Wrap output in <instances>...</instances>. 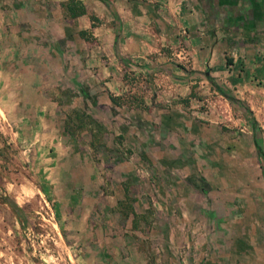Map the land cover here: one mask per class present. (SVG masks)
I'll return each instance as SVG.
<instances>
[{
	"label": "rangeland",
	"instance_id": "obj_1",
	"mask_svg": "<svg viewBox=\"0 0 264 264\" xmlns=\"http://www.w3.org/2000/svg\"><path fill=\"white\" fill-rule=\"evenodd\" d=\"M242 1L226 4L224 15L204 16L224 34L239 33L247 26L234 11L245 12ZM51 5L0 0V20L12 23L15 43L8 57L24 75L12 78L23 87V112L32 99L44 106L59 142L33 143L6 116L14 93H0V264H204L207 249V264H264V162L257 153V143L264 152V79L249 92L250 105L241 100L247 110L193 61L194 31L179 14L170 15L171 39L149 59L116 64L97 52L91 31L77 30L79 16L92 27L104 18L81 0L44 13ZM45 21L66 30L50 35ZM255 26L264 38V24ZM22 30L35 34L34 45ZM71 42L80 51L75 63L67 59ZM231 48L223 47L227 61ZM156 64L165 69L147 68ZM102 65L114 73L103 76ZM59 153L62 175L52 169Z\"/></svg>",
	"mask_w": 264,
	"mask_h": 264
},
{
	"label": "crops",
	"instance_id": "obj_2",
	"mask_svg": "<svg viewBox=\"0 0 264 264\" xmlns=\"http://www.w3.org/2000/svg\"><path fill=\"white\" fill-rule=\"evenodd\" d=\"M63 1L65 0H50L52 5L50 7L47 6L43 12L54 15L60 13V2ZM81 1L88 12L93 13L99 18H104V20H101L102 22L100 24L92 27L87 16H79L75 19L81 20L82 24L77 30L91 31L95 38V46L98 48L97 52H101V57L106 56L109 62L117 64L120 62H127L128 60L140 61L141 58L149 59V54L157 50L159 51L158 46H163L166 43L164 40H167V37L171 39L170 33L175 28L170 25V23L173 24L172 16L170 17V15L179 14L181 21L194 31V36L192 38L193 61L198 64L203 63L204 66L207 67L208 71L205 72L207 80L217 78L221 86L225 85L229 88L232 95L237 99L246 100L247 104L250 105L251 95L249 92L256 90L257 86L255 82L257 80L264 79V38L261 36V31L255 26V24H264V0H243L242 2L246 9L245 12L242 10L237 12V5L234 4L235 14H239V12L245 14L247 26H245L243 30H240L239 33L231 32V34H224L215 29L216 25L214 24L216 20L208 16L206 18L204 14H222L226 4H232L234 0ZM0 13L2 14L3 12ZM54 18L55 17H52V21L55 20ZM44 23H46V26H44L45 28L49 27L48 24L50 25V28H48L50 35L54 32L60 36V31L66 30V27H62V25L59 24L54 25V22L49 23L45 21ZM11 24L12 23L7 19L1 17L0 55H5L0 57V93L5 96V98L10 96L11 93H14L16 99L19 98L18 100L15 99L13 102L10 101V105L4 108L6 110V116L12 123L24 126V128L27 129L26 134L29 135L28 138L31 139L33 143H37L44 138L48 140H53V138H55L57 143H59L56 134L58 131L57 126L53 120L45 116L44 106L38 107L37 104L32 102V99L31 105H29L31 110L30 113L29 111L23 112L25 105L20 103L22 97H17V95H22V93H24L23 87L21 81L12 80V78L22 77L24 75L21 70L13 69V67H15V61H13L14 59L12 57H8V51H10L11 45L15 44L10 40L8 35ZM17 28L16 30H20L18 26ZM20 33L21 35L19 34V36L23 38V35H26L31 41L30 44H35L37 39V37L34 36L35 34L23 30ZM174 36L176 37V33H174ZM176 39L179 38L176 37ZM14 40L17 45L20 43L21 38L16 37ZM79 43L81 44V42ZM79 43L78 45H80ZM73 44L75 43L71 42L67 48V51L71 52L67 59L71 62L73 60L75 63L80 61V57H78L80 51H77L76 46L73 47ZM224 46L232 47L231 49L236 52L228 55L229 61L225 59ZM236 46L237 48L234 50ZM236 49L238 50L236 51ZM55 53L58 59L56 61H60L62 54L61 49L56 50ZM87 55H89V53H86V56ZM90 57L91 60L100 63L99 60H96V52L91 53ZM101 57L99 59H101ZM103 60L106 61V59ZM103 60L101 59V61ZM160 60L164 59L160 58ZM164 66L165 64H156L154 66L147 65V68L151 69L155 67L157 69H165ZM198 67H200V65H198ZM99 68L103 76H105V73H114L105 65ZM170 74L179 73L177 70H172ZM75 83L76 86L80 85L78 80ZM61 154L62 153H59L55 156L52 166L54 172H59V175L67 173V169L61 166L64 157L60 156ZM171 156L174 158L181 157L176 150H174ZM209 250L207 249V256L203 258L204 264L208 262Z\"/></svg>",
	"mask_w": 264,
	"mask_h": 264
},
{
	"label": "trees",
	"instance_id": "obj_3",
	"mask_svg": "<svg viewBox=\"0 0 264 264\" xmlns=\"http://www.w3.org/2000/svg\"><path fill=\"white\" fill-rule=\"evenodd\" d=\"M181 68H183V67H181ZM210 81H212V79H209ZM216 88H217V90L223 95V96H225L232 104H235V103H237L238 105H240L241 107H243V108H245V109H247V110H249L248 108H247V106L241 101V100H239V99H237L235 96H233V95H229L228 93H226L219 85H217L216 86ZM253 125L254 126H256V124H257V122H256V120L254 119L253 120ZM163 134H165V132L163 131H159V135H163ZM257 153H258V155H259V157H260V162H261V164L264 162V152H263V150H262V147L257 143Z\"/></svg>",
	"mask_w": 264,
	"mask_h": 264
},
{
	"label": "water",
	"instance_id": "obj_4",
	"mask_svg": "<svg viewBox=\"0 0 264 264\" xmlns=\"http://www.w3.org/2000/svg\"><path fill=\"white\" fill-rule=\"evenodd\" d=\"M12 205L17 209V211H20V209L14 203Z\"/></svg>",
	"mask_w": 264,
	"mask_h": 264
}]
</instances>
